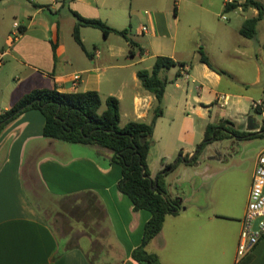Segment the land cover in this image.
<instances>
[{
    "label": "crops",
    "instance_id": "obj_1",
    "mask_svg": "<svg viewBox=\"0 0 264 264\" xmlns=\"http://www.w3.org/2000/svg\"><path fill=\"white\" fill-rule=\"evenodd\" d=\"M180 1L0 0V112L34 87L96 89L100 94L115 84L117 91L105 92L118 98L120 125L131 119L149 121L157 102L154 94L141 85L136 70L130 89L114 72L104 74L107 68L129 64L118 61L128 47L130 56L138 55L140 61L153 49L155 56L169 55L184 62L162 71L168 81L152 131L153 145L147 160L151 176L162 166V158L172 162L176 154H192L209 122L228 118L234 127L250 130L239 126L250 114L252 100L261 96L251 93L248 87L226 85L225 73L231 79L234 76L208 49L210 63L223 71L200 60V39L195 31L206 35L209 31L189 20L180 21ZM189 1L201 13L218 14V9L226 5V0ZM234 1L228 3L233 5ZM243 1H236L241 8ZM126 5L130 14L146 13L150 29L143 23L136 33H149L147 40L130 34ZM70 8L83 16L99 17L113 28H127V37L115 31L102 32L103 44L90 43L93 50H88L80 35L82 44L75 39L81 47L77 50L63 33L59 17L44 13L47 9L51 14L52 9L62 10L65 18L73 19V28L76 16ZM254 8L252 15L257 13ZM263 19L257 21L254 35L245 37H259ZM14 20L20 23L16 36L12 34ZM84 26L80 25L79 33ZM218 28L227 38L233 35L227 25ZM111 33L122 38L107 41ZM190 51L191 58L184 57ZM76 73L80 77L74 79ZM221 94L226 104H220ZM43 125L44 114L30 107L7 121L0 131V264H146L134 259L131 250L141 242L150 211L134 209L128 195L119 189L121 166L111 160V149L45 136ZM218 161L221 166L210 173L206 172L208 164L198 170V164L202 165L199 162L181 159L183 164L176 174L171 173L179 162L163 176L167 191L181 198L182 207L165 215L160 230L145 245L162 264H264V234L248 252L237 253L254 166L242 188L240 177L236 182L232 179L240 176L243 167L236 168L228 160ZM205 175L215 183L224 182L218 190H211L209 198L203 188ZM183 181L190 183L189 193L180 189ZM200 186L204 196L196 193ZM86 191L96 194L101 214L92 208L75 210L76 204L84 206L88 202L83 196ZM197 197L201 198L199 202Z\"/></svg>",
    "mask_w": 264,
    "mask_h": 264
},
{
    "label": "trees",
    "instance_id": "obj_2",
    "mask_svg": "<svg viewBox=\"0 0 264 264\" xmlns=\"http://www.w3.org/2000/svg\"><path fill=\"white\" fill-rule=\"evenodd\" d=\"M240 4L243 9L250 6L257 8V13L246 17L239 28L242 35L253 36L257 21L264 16V4L260 0H244ZM233 6L235 4L226 2L225 9ZM70 10L76 16L72 34L80 44H82L79 34L80 25L98 27L104 34L115 31L127 37V28L116 29L99 17L83 16L72 8ZM198 51L201 61L220 72L223 71L210 63L201 48H198ZM176 64L182 65L184 62L177 61L169 55L158 54L151 68L143 67L136 70L141 85L154 94L157 102L156 112L149 121L131 119L120 125L118 98L113 94L107 95L105 107L100 111L101 97L96 89L61 91L56 87H34L23 93L10 107L0 112V131L7 121L23 110L37 107L44 114L43 134L45 136L69 142L97 143L111 149V160L121 166L119 189L128 195L134 209L150 211V217L144 222L141 242L131 250V256L134 259L146 264H162L157 254L148 251L145 245L160 230L165 215L177 212L182 207L181 198L171 195L163 180V176L181 159L179 158L172 165V162H164L162 158V166L154 176L150 175L147 164L149 142L152 140L157 108L160 107L165 84L168 81L162 71ZM251 110L261 112L258 107H253ZM263 134L264 126L257 130H243L234 127L228 118H221L217 122L207 123L204 137L198 146L201 147L213 139L228 136L250 138ZM194 158L195 155L192 160ZM155 179L156 185L152 187ZM84 193L83 196L87 197L88 202L84 206L81 203L76 204L75 210L83 211L92 208L97 214H101L102 210L98 206L96 194L92 191Z\"/></svg>",
    "mask_w": 264,
    "mask_h": 264
},
{
    "label": "rangeland",
    "instance_id": "obj_3",
    "mask_svg": "<svg viewBox=\"0 0 264 264\" xmlns=\"http://www.w3.org/2000/svg\"><path fill=\"white\" fill-rule=\"evenodd\" d=\"M236 1L239 0L234 1V8L232 7L230 9H225V7H220L218 9V14H216L213 11H204V13H201L197 9L198 7L189 0H181L179 4V19L180 21L189 20L191 24L198 25V27L205 28L209 31L207 35L203 34L201 31L195 32L198 38L200 39V45L203 52L206 54V49H208V51L212 53V56L216 59L218 64L227 68L228 71L233 74L234 77L231 79L229 75L225 73L224 83L226 85H230L235 89H243L245 87H248V90L251 93L264 98V19L259 24V37L257 36V38H247L241 35L238 29L241 26L243 19L247 16H252L253 10L255 8L250 6L243 9L237 5ZM262 2L264 4V0H262ZM52 11L53 13L51 14V11H48L47 9L44 13L48 16H52L55 18H57L58 16L60 19L61 26H63V33L67 36L68 41L71 42V44L75 46L77 50H81V47L75 41V38L72 35L73 19L65 18L66 16L63 15L62 10L54 11L52 9ZM125 11L127 16L126 26L128 27L130 25L131 27L130 34H134L135 39L140 38L144 41L147 40L150 37L149 33L142 34L141 32L139 33V31L137 32L138 34L136 33L137 29H139L141 24L143 23L148 26V29H150V24L148 23L147 19H145L146 13L142 11L138 14L133 12H131L130 14L129 5H126ZM222 14H225L226 18H222L220 16ZM223 25H227L229 28H232L233 35L229 34L227 38L224 34L225 32L218 28V26ZM79 34L83 35L88 50H93V45L90 43H97V45L99 44L100 46L103 40L102 30L98 27L86 25L81 29V32ZM119 38L122 37L115 33H111L107 41H115V39ZM247 41H249L248 44L246 43ZM135 48L139 49L138 46H135ZM153 51L154 50L152 49L148 53L144 54L143 56H145V59L140 61V57L138 55H136L135 57H131L129 48L126 47V50L118 58V61L122 63L129 62V64L119 68H107L105 69L104 74L107 76L109 75V73L114 72L115 75L119 76L121 79L126 81L127 87L128 89H130L131 85L134 83L135 80L133 77V71L143 67L151 68L155 58V55L152 54ZM192 54L193 52L190 51V53L185 54L184 57L191 58ZM260 54L261 57L259 56ZM116 89L117 86L115 84H111L101 90V105L99 108L100 111L105 107V91H117ZM251 108L253 107L251 106ZM250 114L254 115L256 121L260 125V128L261 126H264V115L261 112L251 110ZM246 126L247 116L245 119H243L239 128H245ZM263 145L264 134L250 138H237L234 136H228L219 139H213L209 142H206L200 147V149L196 152L193 161L198 159L200 161L199 163L202 164L200 166L198 164V170H201V167L204 164H208V170L206 172L210 173H213L217 168L221 166L218 160H228L229 162L236 164V166H234L236 168H239L241 165L244 171L240 174V176H235L232 180L236 182L237 180H239L240 177V183L243 188V184L247 182V176L249 175L254 166L255 153ZM175 158L176 157L173 156L171 158V161H173ZM180 164L182 165L183 163L179 162L177 164L176 168L171 173L172 176L176 174L177 170H179V167L181 166ZM210 175L208 177H206L205 175L204 177L206 178L204 179V181L202 180L203 188L208 191V198L210 197L211 190L213 188L215 190H218L221 185L220 182H213L212 177H210ZM198 179L199 176H196L197 184H199ZM222 185H224V182H222ZM36 188L38 192H41L39 184H37ZM203 188H201L200 186L198 192L196 191V193L200 192L203 194L202 196H204ZM180 189H182L186 193H189L191 190V185L190 183L183 181L182 183H180ZM197 198V201L199 202L201 198ZM55 226L56 225H54V227ZM55 228L57 229V226ZM57 231L61 233L59 229H57Z\"/></svg>",
    "mask_w": 264,
    "mask_h": 264
},
{
    "label": "built area",
    "instance_id": "obj_4",
    "mask_svg": "<svg viewBox=\"0 0 264 264\" xmlns=\"http://www.w3.org/2000/svg\"><path fill=\"white\" fill-rule=\"evenodd\" d=\"M233 0H226V2H232ZM226 18L225 14L221 15ZM13 32L16 36L20 32V23L17 20L13 21ZM142 29H146L143 25ZM2 54L0 53V60ZM74 79L80 77L78 73L74 74ZM222 101L220 104H226L227 101L223 94L220 95ZM252 107H258L261 109V113L264 114V98H257L252 100ZM259 218L257 227H254L256 218ZM264 234V145L259 149L256 155L255 165L252 173V180L249 189L248 200L246 204L245 215L243 217V224L240 233V240L238 243L237 253L240 255L248 252L257 240Z\"/></svg>",
    "mask_w": 264,
    "mask_h": 264
},
{
    "label": "water",
    "instance_id": "obj_5",
    "mask_svg": "<svg viewBox=\"0 0 264 264\" xmlns=\"http://www.w3.org/2000/svg\"><path fill=\"white\" fill-rule=\"evenodd\" d=\"M247 126L250 130H257V127L259 126V123L257 121H255L254 119V115L253 114H248L247 115ZM150 145H153V140H151ZM200 149L199 146H197V148L194 150V152H192V154H189L187 157H185L183 154H178V156H176V158L172 161V165L175 164L177 162V160L180 158L185 162H190L194 155L196 154V152ZM150 154V152L148 153V155ZM200 162L198 159L193 161L194 164ZM142 169H144V165H142ZM156 185V179H155V184L152 187H155ZM260 217L256 218L255 223H254V227H257V222L259 220Z\"/></svg>",
    "mask_w": 264,
    "mask_h": 264
},
{
    "label": "flooded vegetation",
    "instance_id": "obj_6",
    "mask_svg": "<svg viewBox=\"0 0 264 264\" xmlns=\"http://www.w3.org/2000/svg\"><path fill=\"white\" fill-rule=\"evenodd\" d=\"M193 161V160H192Z\"/></svg>",
    "mask_w": 264,
    "mask_h": 264
}]
</instances>
